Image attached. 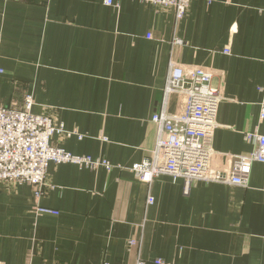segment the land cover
<instances>
[{
  "label": "crops",
  "instance_id": "0c3cea01",
  "mask_svg": "<svg viewBox=\"0 0 264 264\" xmlns=\"http://www.w3.org/2000/svg\"><path fill=\"white\" fill-rule=\"evenodd\" d=\"M171 64L213 74V166L251 153L244 135L264 126V0H192L181 20L143 0H0V106L21 110L30 95L32 114L74 132L51 145L112 166L50 163L53 189L37 203L58 216L35 214L28 185H0V263L264 264V164L244 188L198 182L187 195L181 179L148 186L129 171L155 146L152 117L184 112L185 97L163 94Z\"/></svg>",
  "mask_w": 264,
  "mask_h": 264
},
{
  "label": "built area",
  "instance_id": "2783aa9c",
  "mask_svg": "<svg viewBox=\"0 0 264 264\" xmlns=\"http://www.w3.org/2000/svg\"><path fill=\"white\" fill-rule=\"evenodd\" d=\"M191 1L143 0L161 9H172L177 20L184 18ZM111 4V1H106V5ZM223 53L230 54L229 48L224 49ZM212 77L213 74L206 69L170 65L163 94L165 97L171 93L185 97L184 112L177 117L166 113L152 117L151 121L158 131L155 146L149 158L129 169L139 182L149 186L154 179L168 175L183 181V193L186 195L191 185L198 182L244 188L248 184L252 164H264L263 126L262 132L255 129L244 135V140L254 147L251 153L222 155L226 161L225 167L213 166L218 153L213 150L212 141L218 127L216 115L221 95L217 89L210 87ZM259 92V123L264 125V85ZM33 104L32 97L25 95L21 110L0 106V185H28L36 201L35 214L58 216L57 211L37 203L45 195L46 189H53L47 183L50 163L73 164L91 171L100 167L109 171L112 166L104 160L73 156L51 145L50 140L54 135L69 137L74 132L65 131L63 125L55 124L50 117L32 114ZM152 201L148 197L147 204H152ZM128 245L135 246V241H129ZM134 264L146 262L137 256ZM154 264L165 263L155 260Z\"/></svg>",
  "mask_w": 264,
  "mask_h": 264
}]
</instances>
